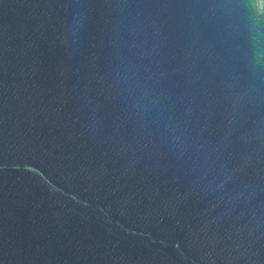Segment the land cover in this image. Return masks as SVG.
<instances>
[{
    "label": "water",
    "instance_id": "1",
    "mask_svg": "<svg viewBox=\"0 0 264 264\" xmlns=\"http://www.w3.org/2000/svg\"><path fill=\"white\" fill-rule=\"evenodd\" d=\"M0 264H264V0H0Z\"/></svg>",
    "mask_w": 264,
    "mask_h": 264
}]
</instances>
